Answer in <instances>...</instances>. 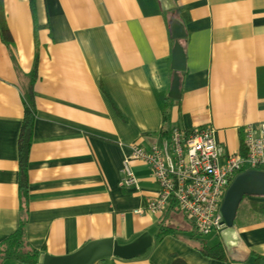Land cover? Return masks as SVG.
Listing matches in <instances>:
<instances>
[{"label": "crops", "instance_id": "obj_1", "mask_svg": "<svg viewBox=\"0 0 264 264\" xmlns=\"http://www.w3.org/2000/svg\"><path fill=\"white\" fill-rule=\"evenodd\" d=\"M173 1L175 14L157 0H2L11 42L0 38V242L19 220L16 140L35 54L24 232L39 257L107 237L124 244L143 231L152 237L143 255L94 264H256L253 254L264 255V214L250 204L264 198L246 196V208L237 207L232 256L216 234L225 251L219 260L174 234L154 243L158 221L179 213L133 212L157 194L145 163L129 161L137 187L120 183L130 144L164 140L158 131L174 72L180 97H169L172 126H207L226 154H236L244 153L243 127L264 121V0ZM171 17L183 37L172 38ZM174 40L181 71L171 67Z\"/></svg>", "mask_w": 264, "mask_h": 264}, {"label": "built area", "instance_id": "obj_2", "mask_svg": "<svg viewBox=\"0 0 264 264\" xmlns=\"http://www.w3.org/2000/svg\"><path fill=\"white\" fill-rule=\"evenodd\" d=\"M244 153L226 154L209 127L185 129L175 125L171 137L147 148L132 143L120 165V183L138 186L130 160L145 163L157 183V194L142 210L163 215L175 205L198 236L218 234L223 228L220 203L232 178L245 169L264 168V121L243 127Z\"/></svg>", "mask_w": 264, "mask_h": 264}, {"label": "trees", "instance_id": "obj_3", "mask_svg": "<svg viewBox=\"0 0 264 264\" xmlns=\"http://www.w3.org/2000/svg\"><path fill=\"white\" fill-rule=\"evenodd\" d=\"M32 0H30V3ZM169 12L175 14V9ZM0 38L9 44L11 42V35L5 23L3 2L0 0ZM32 68L29 73V81L23 91L24 111L19 126V131L16 140L17 148V189H18V207H19V220L16 229L11 232L0 242V264L5 260H15L19 264H39L40 252L38 249L31 246L25 237V224L27 216V201H28V175H27V162L28 153L32 137V125L35 117V110L33 104L32 84L36 74L37 56L34 54L32 59ZM172 100L165 97L164 109L162 114V124L158 131V136L161 139L168 140L171 137V131L174 126L170 122L169 110L172 106ZM259 170L264 168L259 167ZM244 196L242 199H244ZM258 197V196H254ZM264 198V196H259ZM252 209L258 213L264 214V201H252ZM172 210H176L175 205H171ZM167 212V209H166ZM177 212V211H176ZM178 213V212H177ZM167 219L161 218L157 223V230L153 236L154 243L159 241L165 234H174L175 236L182 237L194 249H197L203 256L222 260L225 257L224 248L219 240L209 243L208 240L198 236L191 222L187 228L172 227L166 223ZM254 262L256 264H264V255L253 254ZM175 264V263H173Z\"/></svg>", "mask_w": 264, "mask_h": 264}, {"label": "water", "instance_id": "obj_4", "mask_svg": "<svg viewBox=\"0 0 264 264\" xmlns=\"http://www.w3.org/2000/svg\"><path fill=\"white\" fill-rule=\"evenodd\" d=\"M161 10H170L175 7L173 0H157ZM169 28L172 38L184 36V27L177 18L169 19ZM171 67L175 71L184 68V53L182 47L174 40L172 49ZM179 76L173 73L168 97L174 101L179 99ZM244 196H264V171L259 169H245L237 173L227 186L220 203V212L223 220V228L219 232L221 242L229 256L234 254V248L238 242L233 221L237 207ZM152 237L147 231H143L134 239L124 244L117 243L111 237L90 240L71 253L62 255L43 254L39 258V264H94L102 257L115 256L129 259L143 255L151 246ZM41 258V259H40Z\"/></svg>", "mask_w": 264, "mask_h": 264}, {"label": "rangeland", "instance_id": "obj_5", "mask_svg": "<svg viewBox=\"0 0 264 264\" xmlns=\"http://www.w3.org/2000/svg\"><path fill=\"white\" fill-rule=\"evenodd\" d=\"M244 207L246 208V201H245V198L242 199L238 205V210L237 211H240L242 209H244ZM168 224L172 225V226H175V227H178V228H187L189 226V222L182 216V215H173L172 217L168 218ZM219 237H217L216 235L214 234H210V235H207L205 236L204 239L208 240L209 243H213L215 241L218 240Z\"/></svg>", "mask_w": 264, "mask_h": 264}]
</instances>
